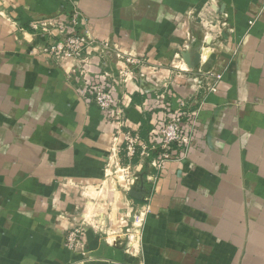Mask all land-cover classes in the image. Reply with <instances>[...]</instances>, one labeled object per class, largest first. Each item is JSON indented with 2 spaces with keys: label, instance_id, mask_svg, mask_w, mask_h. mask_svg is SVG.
Returning a JSON list of instances; mask_svg holds the SVG:
<instances>
[{
  "label": "crops",
  "instance_id": "obj_1",
  "mask_svg": "<svg viewBox=\"0 0 264 264\" xmlns=\"http://www.w3.org/2000/svg\"><path fill=\"white\" fill-rule=\"evenodd\" d=\"M75 10L99 37L172 64L173 103L199 108L188 159L157 177L141 169L136 259L96 228L126 204L106 171L112 127L60 65L31 53L49 43L32 23ZM186 51L201 54L199 66L186 65ZM84 68L97 84L115 73L111 57ZM198 71L219 79L212 93L197 90ZM153 91L132 85L123 105L156 143L164 113L149 111L160 108ZM78 221L86 256L64 243ZM139 262L264 264V0H0V264Z\"/></svg>",
  "mask_w": 264,
  "mask_h": 264
},
{
  "label": "built area",
  "instance_id": "obj_2",
  "mask_svg": "<svg viewBox=\"0 0 264 264\" xmlns=\"http://www.w3.org/2000/svg\"><path fill=\"white\" fill-rule=\"evenodd\" d=\"M77 12L73 11L65 19L53 18L32 23L29 28L33 36L44 37L49 43L40 49H32L31 53L48 57L60 65L69 75L70 81L77 85L80 95L89 105L99 108L106 123L112 127L106 171L111 181L114 176L117 179L119 188L126 196V204L119 219H113L112 211H109L107 224L102 223L96 228L100 229L109 243L122 244L126 255L136 259L145 211L134 206L128 193L140 181L141 169L145 164L149 165L157 177L166 171L170 163H182L188 159L198 125L199 108H193L186 100L177 102L176 106L168 103L169 114L161 122L160 139L156 143L148 142L138 130L131 128L126 112H118L117 118L113 120L111 116L116 100L111 95L110 85L105 83L99 88L97 83L88 78L84 68L91 63V59L109 57L111 46L106 41L97 43L95 38L78 33L77 28L80 27L81 21L79 16L75 15ZM172 69L175 70L173 67ZM198 75L197 80L201 81L197 90L212 93L217 88L219 79L213 81L202 71H198ZM103 77L109 82L110 72L103 71ZM78 222L79 224H71L65 229L64 243L70 251L86 256V232L80 221Z\"/></svg>",
  "mask_w": 264,
  "mask_h": 264
},
{
  "label": "rangeland",
  "instance_id": "obj_3",
  "mask_svg": "<svg viewBox=\"0 0 264 264\" xmlns=\"http://www.w3.org/2000/svg\"><path fill=\"white\" fill-rule=\"evenodd\" d=\"M75 15L79 16L81 21L80 27L77 28L78 33H83L95 38L97 43L106 41L111 46L112 51L110 50L111 54L109 57L112 58L115 73L113 74L109 71L111 74V78L107 83L108 85H110L111 95L116 100V106L111 118L114 120L117 118L118 112H126L131 125L130 116L127 113L126 107L123 105V99L128 100L127 97L130 95V87L132 85H140L144 82L153 86L154 91L152 93V103L153 106L159 105L160 107H151L149 111H151L152 113L158 110L162 111L164 113V119L165 116L169 114V112H167V104L172 103L173 105H175L173 103V97L170 96V90L172 86L171 84L174 82L171 74V71H173L172 64L168 65L163 61L154 60L150 57L134 52L122 43L109 40L105 37H99L91 29L87 28V26L85 25L84 16L82 13H80V11L75 13ZM107 58L100 59V62L102 64H105L107 62ZM180 76L182 77L183 75ZM97 85H99V88H102V84ZM119 89H122V91H124L121 96L119 93ZM176 101H185V99H183L182 97H176ZM131 128L136 130V128H133L132 126ZM158 139H160V137H158ZM113 178L115 181L113 180L109 182L115 189L116 185L118 184L115 176ZM117 201L118 200L115 201V208H117Z\"/></svg>",
  "mask_w": 264,
  "mask_h": 264
},
{
  "label": "water",
  "instance_id": "obj_4",
  "mask_svg": "<svg viewBox=\"0 0 264 264\" xmlns=\"http://www.w3.org/2000/svg\"><path fill=\"white\" fill-rule=\"evenodd\" d=\"M182 58L189 68H196L200 64L201 54L199 52L191 53L190 51H186L183 53ZM144 176V174H140V181L137 182L128 193L135 201L143 202L146 199L145 192L139 185L144 184Z\"/></svg>",
  "mask_w": 264,
  "mask_h": 264
}]
</instances>
